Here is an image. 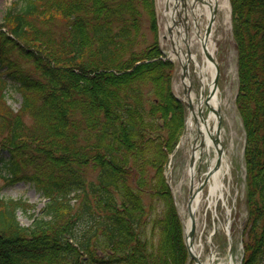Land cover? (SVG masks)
<instances>
[{
    "label": "trees",
    "instance_id": "1",
    "mask_svg": "<svg viewBox=\"0 0 264 264\" xmlns=\"http://www.w3.org/2000/svg\"><path fill=\"white\" fill-rule=\"evenodd\" d=\"M229 1L246 135L244 264H264V0ZM0 64L5 179L46 199L26 227L17 212L34 205L0 198V264H188L164 177L184 112L154 0H15L2 14Z\"/></svg>",
    "mask_w": 264,
    "mask_h": 264
},
{
    "label": "rangeland",
    "instance_id": "2",
    "mask_svg": "<svg viewBox=\"0 0 264 264\" xmlns=\"http://www.w3.org/2000/svg\"><path fill=\"white\" fill-rule=\"evenodd\" d=\"M15 0H0V20H2V14L6 7ZM162 8V0H156V23H157V40L159 47L164 51L167 49L168 44L162 39L164 32V24L160 19V10ZM223 19L219 25L218 35V50L215 51V58L219 64L220 81L219 97L221 98L220 111L222 115L221 127V143L224 149L223 160L221 164L220 180L222 175H226L225 179L221 181L225 184V189L228 190V195H224L225 204H228L230 214L227 215L225 206H222L220 200L215 199L214 205L209 206L210 200L209 189L213 186V181L203 188V192L200 194L199 206L196 211V232L194 241L197 243L199 251L201 252L200 261L206 264L207 259L214 255L217 262L224 261L227 251V232L231 238L234 246L235 254L240 252L241 243L243 239V226L246 221L247 209L245 203V191H244V160H243V145L245 141V133L241 126L236 107L235 97L237 94V52L235 51L234 42L231 35V26L229 21V11L226 9L223 12ZM221 20V19H220ZM143 33L147 42L152 40V33L149 31L147 23H143ZM176 69H178L175 63ZM0 69H4L0 64ZM171 87L175 95L181 96V87L177 76L172 78ZM20 96L10 85L7 89V103L13 108H18L20 104ZM212 125L213 121H209ZM228 146V151L225 148ZM189 146L184 145L178 149L172 159L171 164L167 169V181L171 186L173 196L175 198V204L178 209V213L182 222L185 224L188 219V211L186 208V202L189 189V175H188V155ZM6 152H2L0 155V197L4 199H23L29 204H33V210L28 213L18 211L17 219L23 226H30L33 217L31 213L37 217L41 214V208L43 207L45 198L36 190L33 183L25 180H14L7 182L4 179L5 170L3 169V163L6 159ZM236 173V175H235ZM89 177L94 178L95 175L89 172ZM235 178L239 181L236 182ZM228 182V183H227ZM228 198V199H227ZM145 203L148 202V196L144 197ZM228 200V202L226 201ZM225 226H227L228 231ZM214 232V234H213ZM238 251V252H237ZM239 256V255H238ZM189 264H194L192 261H188Z\"/></svg>",
    "mask_w": 264,
    "mask_h": 264
},
{
    "label": "water",
    "instance_id": "3",
    "mask_svg": "<svg viewBox=\"0 0 264 264\" xmlns=\"http://www.w3.org/2000/svg\"><path fill=\"white\" fill-rule=\"evenodd\" d=\"M209 26H210V24H209ZM208 26V28H207V30H206V37L208 36V34H209V29H210V27ZM202 48H203V51H204V53L206 54V56L208 57V59L210 60V61H213V58L211 57V55H209L208 53H207V50H206V48H205V45L203 44V46H202ZM186 54H187V61H190L191 60V56H190V51L187 49V52H186ZM214 62V61H213ZM181 68H182V79L185 77V76H187L188 77V80L191 82V78H190V76L187 74V64H183V65H181ZM216 82H217V78H215V80H214V88H216L215 86H216ZM190 90V88H188V91ZM187 95H186V97L188 98V103H186V105H187V107L189 108V110L190 111H193V108H192V104H191V101L189 100V94H188V92L186 93ZM206 105H207V108H209V110H212V108L206 103ZM198 112H199V114H201V110H200V107H198ZM215 114L217 115V117H218V121L220 120V118H219V112L218 111H215ZM203 121V123H205V121L204 120H202ZM216 130L218 131L219 130V123L217 124V127H216ZM215 141V145H216V142L218 141V140H214ZM203 145V143H202V140L200 141V146H202ZM204 146V145H203ZM216 149H217V152H218V160H217V164H216V166H215V168L214 169H216L217 167H218V165H219V163H220V158H221V154H222V149H220V148H218V146L216 147ZM202 154L200 153V155L199 156H201ZM192 161V160H191ZM192 162H191V166H192ZM209 175H210V173L207 175V178L206 179H208V177H209ZM194 193L192 192V189H191V191H190V195H189V198H188V209H189V214H190V217L192 218V223H191V228H190V231H189V233H188V235L186 234V236H185V239H186V246H187V249H188V251H189V253H190V257L192 258V259H194L195 261H197V259L194 257V255L191 253V251H190V244H188V242H187V239H188V237L190 238V239H192L193 238V235H194V221H193V216H192V212H191V210H190V207H191V203H192V200H193V198H194ZM191 243V242H190Z\"/></svg>",
    "mask_w": 264,
    "mask_h": 264
},
{
    "label": "bare ground",
    "instance_id": "4",
    "mask_svg": "<svg viewBox=\"0 0 264 264\" xmlns=\"http://www.w3.org/2000/svg\"><path fill=\"white\" fill-rule=\"evenodd\" d=\"M223 5L225 6V7H227L228 8V2H227V0H224L223 1ZM212 66V65H211ZM213 68V67H212ZM214 101V100H213ZM215 103V102H214ZM219 174H220V172L219 171H217V172H215V173H213L212 174V179H213V183H214V185H213V187H211V189H210V193H211V195L212 194H214L215 193V191L216 190H221L222 189V185H221V183H220V180H219ZM221 196V195H220ZM199 201H200V194H196L195 193V196H194V204L192 205V208H191V211L193 212V213H196V211H197V208H198V206H199ZM212 202L211 201H209V204H211ZM189 221L187 222V224H186V231H188L189 230ZM191 252L193 253V254H195L198 258H200V256H201V252L199 251V248H198V245H197V243L196 242H194L193 243V247L191 248ZM206 264H214V262H213V257H210L209 259H208V261L206 262ZM223 264H230V263H223Z\"/></svg>",
    "mask_w": 264,
    "mask_h": 264
}]
</instances>
